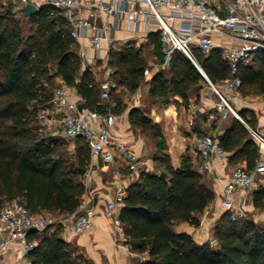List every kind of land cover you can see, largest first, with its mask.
Returning a JSON list of instances; mask_svg holds the SVG:
<instances>
[{
    "label": "trees",
    "instance_id": "1",
    "mask_svg": "<svg viewBox=\"0 0 264 264\" xmlns=\"http://www.w3.org/2000/svg\"><path fill=\"white\" fill-rule=\"evenodd\" d=\"M19 14L11 4L0 6V210L7 203L19 201L32 214L72 213L86 192L80 170H88L90 149L78 138L76 152H69L63 136L43 132L40 114L51 108L58 78L78 91L84 100L82 108L107 114L120 112L121 99L118 96L113 100V107L102 104L101 87L91 70L83 68L69 25L54 8L43 7L25 17L30 28L27 35L17 18ZM148 41L160 65L163 56L159 33L153 32ZM144 48L131 41L110 51L112 79L129 92H135L144 79L148 67ZM195 52L200 68L213 84L230 77L219 49L208 56ZM238 75L242 91L249 93L257 88L264 94V52L241 65ZM199 83H206L201 72L175 53L168 69L161 68L151 76L149 94L163 105H169L175 96L188 101L192 88H198ZM239 115L254 127V118H248L253 115L251 111ZM129 118L134 128L154 142L158 164V171H141L130 184L119 213L128 238L126 244L134 253L147 257L137 264H264V224L250 217L233 222L225 212L214 229L216 247L210 243L199 245L190 235L175 231L180 223L198 227L200 219L195 213H203L215 195L187 160L181 169L172 167L159 126L139 110H132ZM229 120L221 145L227 152H234L233 159H246L252 170L259 147L239 120L234 116ZM252 201L255 209L264 211V188L254 192ZM30 238L38 243L31 253L34 264H90L75 245L63 239L60 228L32 233Z\"/></svg>",
    "mask_w": 264,
    "mask_h": 264
},
{
    "label": "built area",
    "instance_id": "2",
    "mask_svg": "<svg viewBox=\"0 0 264 264\" xmlns=\"http://www.w3.org/2000/svg\"><path fill=\"white\" fill-rule=\"evenodd\" d=\"M9 3L17 11L29 3L38 9L52 7L68 23L70 37L76 43L87 40V46L95 52L93 60L102 62L107 72L100 86L102 100H109L111 92L118 89V84L111 79L114 70L109 66V56L117 43L112 34L126 27L132 38L122 44L134 40L141 43L158 32L163 56L161 68L168 69L172 56L180 54L208 82L218 99L216 108L220 117L235 116L242 121L230 96L242 98L240 67L249 64L254 54L264 52V0H9ZM216 38L220 39L218 44ZM214 49L220 50L230 71V77L222 85L211 82L196 58V50L208 56ZM78 55L83 66L90 68L91 61L84 48H80ZM148 72L145 71L146 76ZM70 90L64 85L54 89L51 108L40 114L42 128L54 121L60 132L52 136H63L69 142L82 138L90 149L91 159L114 164L116 173L123 165L130 172H137L138 156L112 136L115 117L80 109L70 99ZM245 126L259 147V159L253 170L238 167L228 179L222 207L233 222L247 218L241 203L243 196L252 197L255 191L264 188V134ZM196 146L203 159L202 171L211 169L209 160L213 157L228 156L216 135L198 137ZM124 198V192L116 194L105 209V215L113 220L116 244L128 241L119 218ZM95 215L88 193L82 196L75 212L58 216L47 212L32 214L19 201L7 203L0 210V261L18 254L13 264H34L31 253L38 243L30 238L32 233L60 228L63 233L80 234L92 227Z\"/></svg>",
    "mask_w": 264,
    "mask_h": 264
},
{
    "label": "crops",
    "instance_id": "3",
    "mask_svg": "<svg viewBox=\"0 0 264 264\" xmlns=\"http://www.w3.org/2000/svg\"><path fill=\"white\" fill-rule=\"evenodd\" d=\"M149 37L141 43H137L135 40L134 42H136L137 46H149L155 55L154 46L148 45ZM112 38L117 41L116 47H118L124 45L122 44L123 41L131 39L132 36L126 27H124L114 32ZM219 41L220 39L216 38L217 44ZM77 45L78 52L81 47L87 52L91 61L89 69L93 73L96 82L101 86L102 80L107 76L103 63L93 60L95 52L87 46L86 39L80 40ZM83 68L86 69L84 66ZM159 69H161L159 64L150 69L146 68L149 74L146 76L144 73V79L135 92H129L118 85V89L114 91L118 94L120 92L124 93V95L120 96L123 110L108 113L116 119L112 136L121 145H124L138 156L140 161L139 170L137 172H130L123 165L120 167L119 173H116L114 164H106L99 160L91 159L92 167H88V170L84 174V182L86 186L85 193L91 196L96 209L93 225L80 234L62 232L63 239L75 245L79 253L90 264H137L138 260H146L147 258L145 255L134 253L132 248L127 244H116L114 242L113 220L105 215L107 203L118 193L124 192L126 196L128 187L138 179L141 171H158V164L154 160V155L157 151L156 146L149 137L142 134L140 129L133 127L129 118L132 110H139L152 121L154 126L160 127L162 135L166 140V154L170 157L172 167L176 170L181 169L184 165V160H187L191 170L203 177L204 184L215 195V199L203 213H195V216L200 219L198 227L189 223H180L175 226L177 233L190 235L197 244L210 243L213 247L217 246L214 229L218 220L226 212L222 207V196L228 179L233 170L238 167L250 170L246 159H233L234 152H228L226 158L213 157L210 159L209 164L211 169L202 171L203 159L196 146V140L198 137L207 134L216 135L221 138L225 133L226 127L231 123L229 117L226 119L220 117L216 108L218 100L214 93L211 92V88L207 84L208 82L199 83L197 85L198 88H192L188 101L175 96L170 99L169 105L155 102L149 94V81L151 76ZM57 81L58 86H67L60 78ZM224 82L215 85H222ZM69 93L70 99L80 109H85L82 108L84 100L78 91L75 88H71ZM110 99L104 101L101 98L102 104L105 106L111 104V107H113L115 104ZM230 100L238 115L244 110L251 111L253 115H248V118H254V127L252 129L264 134V94L260 93L259 89L254 88L251 92L245 93L241 99L230 96ZM235 118L239 120L237 117ZM240 122L244 126L245 124L248 125L244 119ZM43 130L48 135H52L56 131L60 132L54 121L45 125ZM241 203L247 215H250L255 222L264 224V211L255 209L252 197L243 196ZM18 257V254L11 255L8 258L2 259L0 264H13Z\"/></svg>",
    "mask_w": 264,
    "mask_h": 264
},
{
    "label": "rangeland",
    "instance_id": "4",
    "mask_svg": "<svg viewBox=\"0 0 264 264\" xmlns=\"http://www.w3.org/2000/svg\"><path fill=\"white\" fill-rule=\"evenodd\" d=\"M10 3H9V0H1L0 1V6L1 5H9ZM17 18L18 19H20L21 21H22V26H23V32H24V34L25 35H27V34H29V25H28V23H27V21L25 20V15L24 14H22L21 12H20V14L19 15H17ZM144 55H145V57H146V59H147V62H148V69H150V68H153V67H155L157 64H158V58H157V56L156 55H154V51L152 50V48H150L149 46H145V48H144ZM151 71V70H150ZM206 83H207V81H206ZM208 84V83H207ZM245 90H243L242 91V93H243V95H245ZM122 95H124V93L123 92H120L119 94L118 93H114L113 95H112V97H111V99H110V101H113V100H115L118 96H122ZM216 97V96H215ZM217 98V97H216ZM218 100V99H217ZM233 117V116H232ZM43 132L45 133V130H43ZM251 135V134H250ZM65 139V138H64ZM66 140V139H65ZM66 142V148H67V150L69 151V152H71V153H75L76 152V150H77V148H78V146H79V144L76 142V141H74V142H69V141H65ZM247 217H250V218H252L250 215H247Z\"/></svg>",
    "mask_w": 264,
    "mask_h": 264
},
{
    "label": "water",
    "instance_id": "5",
    "mask_svg": "<svg viewBox=\"0 0 264 264\" xmlns=\"http://www.w3.org/2000/svg\"><path fill=\"white\" fill-rule=\"evenodd\" d=\"M40 9L37 8V6L33 3H29L23 8L20 9L19 12L25 15V17H31L39 12ZM81 174L84 175L86 173V170H80ZM161 177L165 178L166 174L162 173Z\"/></svg>",
    "mask_w": 264,
    "mask_h": 264
},
{
    "label": "bare ground",
    "instance_id": "6",
    "mask_svg": "<svg viewBox=\"0 0 264 264\" xmlns=\"http://www.w3.org/2000/svg\"><path fill=\"white\" fill-rule=\"evenodd\" d=\"M173 112V111H172Z\"/></svg>",
    "mask_w": 264,
    "mask_h": 264
}]
</instances>
